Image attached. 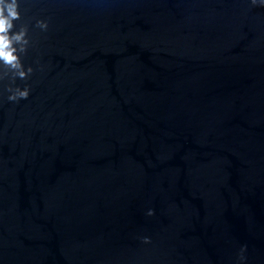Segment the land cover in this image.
<instances>
[{"label": "water", "instance_id": "obj_1", "mask_svg": "<svg viewBox=\"0 0 264 264\" xmlns=\"http://www.w3.org/2000/svg\"><path fill=\"white\" fill-rule=\"evenodd\" d=\"M21 12L32 71L0 62V264H237L241 245L264 264V7Z\"/></svg>", "mask_w": 264, "mask_h": 264}, {"label": "clouds", "instance_id": "obj_2", "mask_svg": "<svg viewBox=\"0 0 264 264\" xmlns=\"http://www.w3.org/2000/svg\"><path fill=\"white\" fill-rule=\"evenodd\" d=\"M253 6L264 7V0H251ZM22 18L21 12V0H0V62L6 66L16 70L17 75L20 78H26L28 73L32 71L29 68L27 71L23 70V65L20 62L17 54V48L15 44L26 45L28 43L27 27L22 26L19 31L13 32L15 22ZM36 24L39 28L46 31L48 29V21L44 19H38ZM21 47L19 51H24ZM30 94L28 87L18 88L12 95L9 96L10 100L27 99ZM147 215H154L153 209H148ZM145 244L151 243L149 237H143ZM247 245H241L237 253V264H247Z\"/></svg>", "mask_w": 264, "mask_h": 264}]
</instances>
